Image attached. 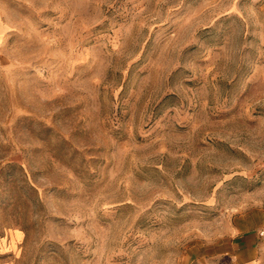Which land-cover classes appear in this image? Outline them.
I'll return each instance as SVG.
<instances>
[{
    "label": "rangeland",
    "instance_id": "obj_1",
    "mask_svg": "<svg viewBox=\"0 0 264 264\" xmlns=\"http://www.w3.org/2000/svg\"><path fill=\"white\" fill-rule=\"evenodd\" d=\"M258 204L264 0H0V264H229Z\"/></svg>",
    "mask_w": 264,
    "mask_h": 264
},
{
    "label": "crops",
    "instance_id": "obj_2",
    "mask_svg": "<svg viewBox=\"0 0 264 264\" xmlns=\"http://www.w3.org/2000/svg\"><path fill=\"white\" fill-rule=\"evenodd\" d=\"M221 237L225 241L214 242V252L217 256L225 255L229 264L230 257L236 264V260L245 254L250 258L239 264H264V205L250 206L240 214L230 215L227 231Z\"/></svg>",
    "mask_w": 264,
    "mask_h": 264
}]
</instances>
